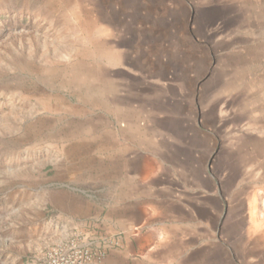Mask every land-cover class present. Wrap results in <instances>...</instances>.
Segmentation results:
<instances>
[{
  "label": "rangeland",
  "instance_id": "rangeland-1",
  "mask_svg": "<svg viewBox=\"0 0 264 264\" xmlns=\"http://www.w3.org/2000/svg\"><path fill=\"white\" fill-rule=\"evenodd\" d=\"M162 200L264 264V0H0V264Z\"/></svg>",
  "mask_w": 264,
  "mask_h": 264
},
{
  "label": "crops",
  "instance_id": "crops-1",
  "mask_svg": "<svg viewBox=\"0 0 264 264\" xmlns=\"http://www.w3.org/2000/svg\"><path fill=\"white\" fill-rule=\"evenodd\" d=\"M159 202L152 204L149 209H142L135 222L125 212L116 213L110 218L106 233L109 232L111 236L116 234L120 220H124L126 229L136 226L137 233L133 234L129 230L121 249H104L105 254L99 264H200L202 254L207 257L210 255L211 245L202 243L199 237V219L191 212L187 214L188 211L186 216L184 207L173 211L165 200ZM179 203L178 206H184ZM208 211L209 218L216 212L210 207ZM93 233L96 231L89 232ZM91 238L101 237L91 235ZM132 240L136 241L135 245L130 244ZM100 244L99 241L95 242L94 251L99 252Z\"/></svg>",
  "mask_w": 264,
  "mask_h": 264
},
{
  "label": "built area",
  "instance_id": "built-area-1",
  "mask_svg": "<svg viewBox=\"0 0 264 264\" xmlns=\"http://www.w3.org/2000/svg\"><path fill=\"white\" fill-rule=\"evenodd\" d=\"M101 258L78 236H70L47 247L34 264H99Z\"/></svg>",
  "mask_w": 264,
  "mask_h": 264
}]
</instances>
